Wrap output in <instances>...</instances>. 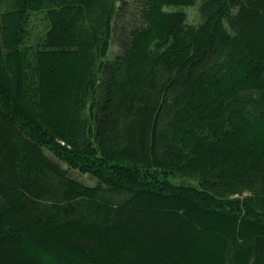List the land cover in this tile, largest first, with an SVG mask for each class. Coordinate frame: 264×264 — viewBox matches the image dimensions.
<instances>
[{"label":"trees","instance_id":"1","mask_svg":"<svg viewBox=\"0 0 264 264\" xmlns=\"http://www.w3.org/2000/svg\"><path fill=\"white\" fill-rule=\"evenodd\" d=\"M194 3L0 0V264H264V0Z\"/></svg>","mask_w":264,"mask_h":264},{"label":"rangeland","instance_id":"2","mask_svg":"<svg viewBox=\"0 0 264 264\" xmlns=\"http://www.w3.org/2000/svg\"><path fill=\"white\" fill-rule=\"evenodd\" d=\"M199 2L200 0H195V3L193 5H190V6H184L182 8H173V7H169V8H166L167 10H176V9H181L185 12L186 14V20L188 23L190 24H198L200 22V16H199V13H198V5H199ZM30 25V23H29ZM28 25V27H29ZM40 25H39V21L38 19H34L32 22H31V39H33L39 29ZM118 51V47L117 45L112 42L109 46V49H108V57H111L115 52ZM49 153V152H48ZM50 154V153H49ZM64 167H66V165H63ZM70 174L77 178L78 180L82 181L83 183L85 184H94L95 183V179L91 176H89L88 174H83V173H80L76 170H70ZM175 181L181 183V182H186L188 181L187 179H181L179 177L175 178Z\"/></svg>","mask_w":264,"mask_h":264}]
</instances>
